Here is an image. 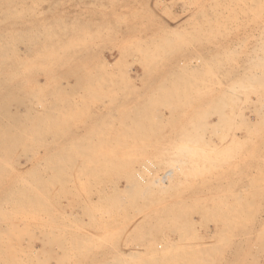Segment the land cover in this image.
I'll list each match as a JSON object with an SVG mask.
<instances>
[{"label":"rangeland","instance_id":"374dc122","mask_svg":"<svg viewBox=\"0 0 264 264\" xmlns=\"http://www.w3.org/2000/svg\"><path fill=\"white\" fill-rule=\"evenodd\" d=\"M0 37V264H264V0H0Z\"/></svg>","mask_w":264,"mask_h":264},{"label":"bare ground","instance_id":"6f19581e","mask_svg":"<svg viewBox=\"0 0 264 264\" xmlns=\"http://www.w3.org/2000/svg\"><path fill=\"white\" fill-rule=\"evenodd\" d=\"M6 5H8V4H6ZM14 11H15V10H14ZM43 31H44V30H43ZM42 33H43V32H42ZM43 35H44V34H43ZM3 37H4V36H3ZM177 37H178V36H177ZM0 38H2V37H0ZM34 40H35V39H34ZM44 40H45V39H44ZM0 41H1V40H0ZM51 44H52V43H51ZM8 45H9V44H8ZM42 45H43V44H42ZM1 46H2V45H1ZM49 46H50V45H49ZM17 47H18V46H17ZM43 47H44V46H43ZM50 47H51V46H50ZM157 47H158V46H157ZM2 48H3V47H2ZM14 48H15V47H14ZM47 48H48V45H47ZM160 48H161V47H160ZM42 49H43V48H42ZM0 50H1V48H0ZM44 50H45V49H44ZM46 50H47V49H46ZM140 50H141V49H140ZM40 51H41V50H40ZM55 51H56V50H55ZM261 51H262V50H261ZM1 52L3 53V51H1ZM38 52H39V51H38ZM49 52H50V51H49ZM152 53H153V52H152ZM51 55H52V53H51ZM51 55H50V56H51ZM5 56H6V55H5ZM36 56H37V55H36ZM48 56H49V55L47 54L46 57H48ZM51 57H53V56H51ZM146 57H147V56H146ZM151 57H152V56H151ZM144 58H145V57H144ZM1 59H3V58H1ZM1 59H0V60H1ZM33 61H34V60H33ZM1 63H2V61H1ZM0 66H1V65H0ZM0 70H1V68H0ZM254 78H255V77H254ZM259 81H261V80H259ZM261 82H262V81H261ZM260 87H261V86H260ZM237 88H238V87H237ZM166 89H167V88H166ZM26 103H27V102H26ZM38 103H39V102H38ZM58 109H59V108H58ZM49 110H50V109H49ZM53 110H55V109H53ZM53 110H52V111H53ZM60 110H61V108H60ZM62 110H63V109H62ZM243 110H244V109H243ZM50 111H51V110H50ZM56 111L59 112L58 110H56ZM46 113H47V112H46ZM46 113H45V114H46ZM52 113H53V112H52ZM29 114H30V113H29ZM11 115H12V114H11ZM131 115H132V114H131ZM55 116H56V115H55ZM15 117H16V116H15ZM33 117H34V116H33ZM52 117H53V115H52ZM52 117H51V118L49 117V118L52 119ZM69 117H70V116H69ZM8 118H10L11 121L13 122V120H12V118H11L10 116H9ZM18 118H20V117L18 116ZM18 118H16V119H18ZM34 118H35V117H34ZM43 118L45 119L46 116H43ZM10 119H9V120H10ZM39 119H40V118H39ZM56 119H57V118H56ZM156 119H157V118H156ZM45 120H46V119H45ZM24 121H25V120H24ZM26 121H27V120H26ZM31 121H32V120H31ZM36 121H37V120H36ZM36 121H35V122H36ZM16 122H18V121H15V120H14L13 123H15V124L17 125ZM48 122H49V121H48ZM0 123L2 124V120H0ZM13 123L11 124L12 127L15 125V124L13 125ZM33 123H34V122H33ZM41 123H43V122H41ZM23 124H25V123H23ZM5 125H6V124H5ZM9 125H10V124H8V122H7V125H6L7 127H5V128H4V126L0 125V144L3 143V138H5V137L8 138V139L6 138L7 140H10V139H9L10 136H13L12 138H14V137L17 138V135H16V134H15L16 136L14 135V133H16L14 130H18V129H17V126L19 127V125H17V126L15 125V126H14V128H15L14 130H13V128L10 127ZM35 125H36V124H35ZM25 126H26V125H24V127H25ZM126 126H127V125H126ZM138 126H139V125H138ZM21 127H23V125H22ZM27 127L29 128V125L26 126V128H27ZM32 127H33V126H32ZM41 127H42V126H41ZM41 127H40V128H41ZM26 128H24V129H26ZM30 128H31V127H30ZM129 128H130V127H129ZM19 129H20V128H19ZM31 129H32V128H31ZM42 129H43V128H42ZM46 129H47V127H46ZM216 129H217V128H216ZM21 130L23 131V128H22ZM26 130H27V129H26ZM38 130H39V129H38ZM19 131H20V130H19ZM26 132H27V131H25L24 133H26ZM17 134H20V132H17ZM26 134H28V132H27ZM42 134H43V133H42ZM28 135H29V134H28ZM28 135H27V136H28ZM32 135H33V134H32ZM18 136H19V135H18ZM23 136H26V135H23V134H22V136H20V140H21V138H22ZM33 136H34V135H33ZM18 138H19V137H18ZM26 138H27V137H26ZM31 138H32V137H31ZM6 139H5V140H6ZM24 139H25V138H24ZM91 140H92V139H91ZM10 141H12V140H10ZM13 141H14V143H12V144H16V143H18V141H15L14 139H13ZM13 141H12V142H13ZM15 142H16V143H15ZM84 142H85V141H84ZM3 144H4V143H3ZM10 144H11V143H10ZM6 145H7V142H6ZM19 145H20V144H19ZM8 146H9V145H8ZM79 146H80V145H79ZM21 147H24V146H21ZM13 148H14V147H13ZM22 149H23V148H22ZM86 149H87V150H86ZM86 149L84 148V151H85V150H86V151H89L88 148H86ZM81 150H83V149H81ZM81 150H80V151H81ZM92 150H93V149H92ZM13 151H14V150H13ZM48 151H49V150H48ZM84 151H83V153H84ZM24 152H25V151H24ZM92 152H93V151H92ZM9 154H10V153H9ZM16 156H17V155H16ZM21 156H22V155H21ZM70 157H71V156H70ZM70 157H69V158H70ZM31 158H32V157H31ZM54 158H55V157H54ZM65 158H67V157H65ZM65 158H64V159H65ZM72 158H73V157H72ZM72 158H71V159H72ZM2 159H3V158H2ZM57 159H58V158H57ZM61 159H63V158H61ZM67 159H68V158H67ZM76 159H78V158H76ZM89 159H90V158H89ZM8 160H9V159H8ZM58 160H59V159H58ZM65 160H66V159H65ZM74 160H75V159H74ZM74 160H73V161H74ZM70 161H71V160H70ZM5 163H6V162H5ZM64 164H65V163H64ZM35 165H36V163H35ZM60 165H61V163H60ZM4 166H6V164H4ZM65 166H66V165H64V167H65ZM62 167H63V166H62ZM9 168H10V167H9ZM31 168H32V167H31ZM53 168H54V167H53ZM0 169H1V167H0ZM29 169H30V168H29ZM32 169H33V168H32ZM41 169H42V168H41ZM30 170H31V169H30ZM59 170H60V169H59ZM82 170H83V169H82ZM36 171H37V170H36ZM43 171H44V170H43ZM53 171H54V170H53ZM62 172H63V171H62ZM4 173H5V172H4ZM168 173H169V172H167V174H168ZM31 174H32V173H31ZM164 174H165V173H164ZM167 174H166V175H167ZM7 175H8V174H7ZM23 175H24V174H23ZM34 175H36V174H34ZM34 175H33V176H34ZM31 176H32V175H31ZM27 177H29V176H27ZM163 177H164V176H163ZM40 178H41V177H40ZM54 178H55V177H54ZM50 179H51V178H50ZM14 180H15V179H14ZM32 180H33V179H32ZM22 181H23V180H22ZM39 181H40V180H39ZM46 181H47V180H46ZM53 181H54V180H53ZM19 182H20V181H19ZM26 182H27V181H26ZM54 182H55V181H54ZM6 183H7V182H6ZM38 183H39V182H38ZM49 183H51V182H49ZM20 184H22V183H20ZM43 184H44V183H43ZM58 184H59V183H58ZM24 186H25V184H24ZM52 186H53V184H52ZM32 187H33V186H32ZM23 188H24V187H23ZM36 188H37V187H36ZM29 189H30V188H29ZM24 190H26V188H25ZM40 190H41V189H40ZM61 190H63V189H61ZM16 191H17V190H16ZM26 191H27V190H26ZM55 191H56V190H55ZM11 192H12V191H11ZM35 192H36V191H35ZM19 193H20V192H19ZM14 194H15V193H14ZM40 195H42V194L39 193V197H40ZM34 196H35V195H34ZM44 196H45V195H44ZM28 198H29V197H28ZM40 198H41V197H40ZM41 199H42V198H41ZM29 200H30V199H29ZM29 200H28V201H29ZM46 200H47V199H46ZM41 201H42V200H41ZM6 202H7V201H6ZM32 202H33V201H32ZM43 202H44V198H43ZM37 205H38V204H37ZM51 206H52V205H51ZM37 207H38V206H37ZM29 209H30V208H29ZM0 211H1V210H0ZM9 211H10V210H9ZM28 214H29V213H28ZM87 215H88V214H87ZM39 217H40V216H39ZM4 223H5V222H4ZM88 224H89V223H88ZM8 226L11 227V225H8ZM1 228H2V227H1ZM5 231H6V229H5ZM5 231H4V232H5ZM7 232H9V230L6 231V233H7ZM11 233H13V231H12ZM18 233L20 234L19 230H18L17 234H18ZM9 234H10V233H9ZM2 235H3V232H2ZM21 235H22V234H21ZM21 235H20V237H21ZM29 236H30V235H29ZM62 236H64V234H63ZM94 236H95V235H94ZM5 237H6V236H5ZM8 238H9V237H8ZM17 238H18V236H17ZM58 238H59V237H58ZM0 239H1V238H0ZM9 239H11V237H10ZM9 239H8V240H9ZM8 240H6V241H8ZM16 240H17V239H16ZM58 240H59V239H58ZM58 240H57V242H58ZM2 241H3V240H2ZM4 241H5V240H4ZM2 243H3V242H2ZM58 244H59V243H58ZM58 244H57V245H58ZM61 245H62V244H61ZM17 247H18V246H17ZM10 248H11V247H10ZM59 249H60V248H59ZM18 250H19V249H18ZM13 251L16 252V250H13ZM3 252H4V251H3ZM15 252H14V253H15ZM22 252H23V251H21V253H22ZM0 255H1V254H0ZM62 255H63V254H62ZM132 255H133V254H132ZM132 255H131V257H132ZM9 256H10V255H9ZM18 257H19V256H18ZM4 258H5V256H4ZM9 258H10V257H9ZM26 259H27V258H26ZM19 260H20V259H19ZM61 260H62V259H61ZM5 261H6V260H5ZM1 262H2V260H1ZM29 262H30V261H29ZM25 263H26V261H25Z\"/></svg>","mask_w":264,"mask_h":264}]
</instances>
